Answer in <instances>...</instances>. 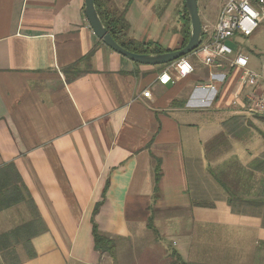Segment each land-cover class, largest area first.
Wrapping results in <instances>:
<instances>
[{
	"label": "crops",
	"instance_id": "obj_1",
	"mask_svg": "<svg viewBox=\"0 0 264 264\" xmlns=\"http://www.w3.org/2000/svg\"><path fill=\"white\" fill-rule=\"evenodd\" d=\"M113 3L129 38L181 49V0ZM84 10L0 0V171L12 165L31 198L0 212V236L32 224L3 248L27 254L16 264H264V114L247 111L241 71L192 54L194 73L163 85L168 65L109 49Z\"/></svg>",
	"mask_w": 264,
	"mask_h": 264
},
{
	"label": "built area",
	"instance_id": "obj_2",
	"mask_svg": "<svg viewBox=\"0 0 264 264\" xmlns=\"http://www.w3.org/2000/svg\"><path fill=\"white\" fill-rule=\"evenodd\" d=\"M264 21V0H225L215 25L203 24V41L201 46L193 52L205 66L223 68L225 63L235 70L241 71L240 89H247L243 102L250 114H264V72H257L250 68L248 56L243 54L239 46L234 50L229 43H237L238 37H250ZM195 71L194 64L188 58L179 59L168 64L167 69L159 77L163 85L174 83L173 75L183 79L191 76ZM211 78L214 75L210 74ZM199 88L215 89L213 84L200 85ZM241 91L233 97V106H240ZM149 91L143 96L149 98Z\"/></svg>",
	"mask_w": 264,
	"mask_h": 264
},
{
	"label": "trees",
	"instance_id": "obj_3",
	"mask_svg": "<svg viewBox=\"0 0 264 264\" xmlns=\"http://www.w3.org/2000/svg\"><path fill=\"white\" fill-rule=\"evenodd\" d=\"M97 8V12L103 22V25L108 29L115 41L125 48L126 50L136 53V54H162L166 50L158 45L150 43H138L137 41L129 38L130 25L126 18V10H121L117 7L113 0H94ZM182 3L178 5V17L181 22L180 32L183 36V43L181 49L184 48L189 40L190 34V19L187 14L185 0H181ZM102 42V41H101ZM193 54V53H192ZM192 54L184 57L188 58ZM91 56L89 54L88 58ZM31 200L28 196L26 188L23 186V181L19 174L13 169L12 165L6 166L3 171H0V212L14 205ZM33 206V204H31ZM34 207V206H33ZM100 205L95 208V213L99 210ZM32 224H25L20 226L13 231L0 236V249H3V257L8 264H16L10 261L11 256H16L17 254L12 251H6V245L10 244L11 239L15 241L23 240L22 234L27 233ZM93 238L94 244L97 251L101 253H108L109 255L114 254V241L101 234L97 224L93 219ZM8 249V248H7ZM35 254L29 252V257H33ZM176 255V254H175ZM176 261L174 264H186L182 261L180 256L176 255Z\"/></svg>",
	"mask_w": 264,
	"mask_h": 264
},
{
	"label": "water",
	"instance_id": "obj_4",
	"mask_svg": "<svg viewBox=\"0 0 264 264\" xmlns=\"http://www.w3.org/2000/svg\"><path fill=\"white\" fill-rule=\"evenodd\" d=\"M187 14L190 19V34L187 45L179 50L162 54H136L120 46L112 37L97 12L94 0H85V16L94 34L109 49L129 59L130 61L145 66H164L182 59L195 52L202 44L203 30L202 19L198 0H185Z\"/></svg>",
	"mask_w": 264,
	"mask_h": 264
},
{
	"label": "rangeland",
	"instance_id": "obj_5",
	"mask_svg": "<svg viewBox=\"0 0 264 264\" xmlns=\"http://www.w3.org/2000/svg\"><path fill=\"white\" fill-rule=\"evenodd\" d=\"M224 2H225V0H211V3H210L208 10H207L206 9L207 0H198L200 12H201L202 17H203V21H205L206 17H208L210 22L215 25L218 14L220 13L219 11L221 10L220 7H222V5H224ZM206 10H207V12H206ZM177 15H178V11H177V7H176L174 19H178ZM237 43H238L237 47L239 45L242 48V50L244 51V53H246L250 57V68L257 70L258 72H261V65H263L262 63L264 61V21L260 24V26L257 28V30L250 37H247V38L238 37ZM229 45L234 50L237 49L236 46L232 45L231 43H229ZM128 217H130V216H128ZM171 218H170V221L172 223ZM143 243H145V242H143ZM26 256H27V254H25V253L24 254L23 253H21V254L17 253L16 256H14V257L11 256L10 261H12L13 263L14 262L16 263V261L21 260V259H23V257H26ZM172 260H174V259H172ZM257 264H260V262H258Z\"/></svg>",
	"mask_w": 264,
	"mask_h": 264
},
{
	"label": "flooded vegetation",
	"instance_id": "obj_6",
	"mask_svg": "<svg viewBox=\"0 0 264 264\" xmlns=\"http://www.w3.org/2000/svg\"><path fill=\"white\" fill-rule=\"evenodd\" d=\"M199 10H200V8H199Z\"/></svg>",
	"mask_w": 264,
	"mask_h": 264
}]
</instances>
